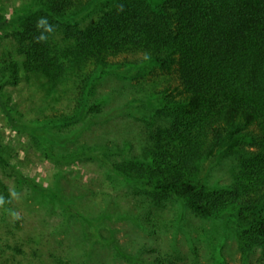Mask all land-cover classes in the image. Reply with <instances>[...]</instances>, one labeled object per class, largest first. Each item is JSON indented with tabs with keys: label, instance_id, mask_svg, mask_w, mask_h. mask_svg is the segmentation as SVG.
Returning <instances> with one entry per match:
<instances>
[{
	"label": "trees",
	"instance_id": "1",
	"mask_svg": "<svg viewBox=\"0 0 264 264\" xmlns=\"http://www.w3.org/2000/svg\"><path fill=\"white\" fill-rule=\"evenodd\" d=\"M100 1L29 0L33 8L27 14L17 21L0 22V27L25 23L21 37L31 43L29 58L37 61L42 55L46 61L54 35ZM41 18L53 26L51 33L37 27ZM42 34L44 40L39 39ZM78 38L72 54L85 55L87 63L62 67L60 75L72 108L20 125L1 97L0 104L10 124L36 136L49 147L53 158L72 162L90 156L105 162L114 151L98 145L83 147L76 158L66 151L57 156L52 141L57 138L51 130L58 124L62 129H74L90 114L101 112L108 103L99 97L104 76L134 70L136 76L144 77L161 70L166 78L155 80L143 99L163 100L167 103L164 110L174 108L154 137L157 149L150 148L143 158L132 157L113 167L117 177L139 186L146 203L122 208L109 197L103 199L106 211L98 216L77 205L83 198L76 192L84 193L64 172L56 174L53 185L58 188L54 190L21 175L2 154L0 165L20 177L19 185L31 186L33 201L48 208L49 215L57 207L65 209L67 217L79 220L89 235H95L96 242L114 243V231L111 239L101 233L105 220L118 222L125 215H134L149 228L153 210H163L164 203L175 199L187 202L193 215L207 221L236 211L249 248L264 254V0H162L160 4L119 0L107 18L85 33L79 32ZM88 63L91 68L86 70ZM24 69L38 71L30 65ZM10 72L18 73L15 64ZM226 149L242 156L232 184L216 191L201 177V171L213 154ZM2 195L6 209L12 210L7 188L3 187ZM96 242H89L87 250L92 254Z\"/></svg>",
	"mask_w": 264,
	"mask_h": 264
},
{
	"label": "rangeland",
	"instance_id": "2",
	"mask_svg": "<svg viewBox=\"0 0 264 264\" xmlns=\"http://www.w3.org/2000/svg\"><path fill=\"white\" fill-rule=\"evenodd\" d=\"M152 1L162 3V0ZM118 2L102 0L66 22L65 28L51 40L46 61H42V55L37 61L29 58L31 43L21 37L25 23L0 27V97L20 125L34 124L41 118L53 117L56 110L64 112L72 108L60 77L62 67L87 63L85 55L72 54L76 40L79 41L78 33H85L107 18ZM32 8L29 0H0V22L17 21L18 16ZM72 27L75 29L70 30ZM13 64L18 69L16 75L10 72ZM28 65L38 71L27 72L24 68ZM90 68L89 64L86 70ZM136 75L131 70L122 76L116 73L104 76L99 97L108 103L101 112L90 114L74 129H62L58 124L56 130H51L57 138L52 137L57 156L66 151L70 155L75 153L76 158L83 147L98 145L114 151L109 160L101 162L87 156L65 162L53 158L48 154L49 147L36 136L10 124L1 104L0 154L21 175L54 190L58 188L53 185L57 182L56 174L64 172L68 181L84 193L76 192L83 198L77 197V205L81 209L88 207L98 216L106 211L103 199L109 197L122 208L146 203L139 186L117 177L113 167L132 157L143 158L150 148L157 149L154 137L174 108L164 110L167 103L163 100H143L146 89L155 80L166 78L161 70L144 77ZM159 111L166 112L158 114ZM241 156L233 149L213 154L201 177L214 190H227ZM19 181V176L0 165V200L3 201L0 264H264L261 250L249 248L236 211L229 210L223 219L207 221L193 215L187 202L171 199L164 203L163 210H153L148 217L152 223L149 228L139 224L141 221L134 215H125L118 222L105 220L101 233L111 239L114 231V243L101 239L96 242L95 235H89L91 232L79 220L67 217L65 209L57 207L56 213L49 215L48 208L33 201L31 186L19 185ZM2 186L10 192L12 210L5 207ZM89 242H96L95 254L87 250Z\"/></svg>",
	"mask_w": 264,
	"mask_h": 264
},
{
	"label": "clouds",
	"instance_id": "3",
	"mask_svg": "<svg viewBox=\"0 0 264 264\" xmlns=\"http://www.w3.org/2000/svg\"><path fill=\"white\" fill-rule=\"evenodd\" d=\"M37 27L40 28V27H43L45 29V31L51 33L53 31V26L50 25L48 23V21L44 18H41L39 21H38V24H37ZM40 40H44L45 39V36L42 34L40 37H39ZM3 201L0 200V204H2Z\"/></svg>",
	"mask_w": 264,
	"mask_h": 264
}]
</instances>
